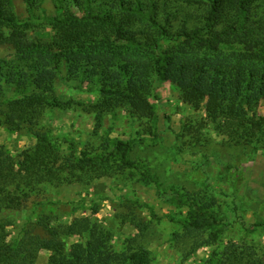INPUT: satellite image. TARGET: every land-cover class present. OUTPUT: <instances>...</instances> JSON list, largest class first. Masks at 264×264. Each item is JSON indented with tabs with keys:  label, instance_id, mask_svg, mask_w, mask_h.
<instances>
[{
	"label": "trees",
	"instance_id": "obj_1",
	"mask_svg": "<svg viewBox=\"0 0 264 264\" xmlns=\"http://www.w3.org/2000/svg\"><path fill=\"white\" fill-rule=\"evenodd\" d=\"M13 1L0 0V125L25 130L35 143L15 158L0 148V264H34L43 241L51 246L47 264H150L143 246L113 251L111 232L90 217L53 223L37 211L43 184H90L112 171L111 155L65 145L39 128L42 111L60 106L53 97L57 80H77L97 88L90 109L97 118L128 108L155 120L150 99L161 78L174 82L183 103L203 106L247 144L264 130L254 116L264 102V0H50L58 11L76 12L49 19L52 38L45 42L29 39L30 20L17 19ZM21 1L32 18L45 0ZM129 151V143L117 142L112 155L120 169L138 170ZM179 199L186 214L179 215L174 240L189 257L210 245L204 234L214 223L215 200L200 193ZM10 212L22 221L12 239L4 218ZM121 217L139 233L134 239L147 236L148 223L136 211ZM207 264L264 259L252 245L227 242Z\"/></svg>",
	"mask_w": 264,
	"mask_h": 264
},
{
	"label": "rangeland",
	"instance_id": "obj_2",
	"mask_svg": "<svg viewBox=\"0 0 264 264\" xmlns=\"http://www.w3.org/2000/svg\"><path fill=\"white\" fill-rule=\"evenodd\" d=\"M12 7L19 21L30 20L29 39L41 42L52 38L49 19L76 12L70 7L58 11L50 0L34 9L32 18L21 0H14ZM155 93L156 99H150L155 120L133 115L128 108L97 118L90 111L99 100L96 87L57 80L53 97L60 106L42 111L39 128L65 145L73 143L92 155H111L112 171L90 184H43L38 199L43 205L37 211L50 216L53 223L90 217L111 232L113 251L143 246L150 253V264H207L212 251L227 242L252 245L264 259V130L246 144L247 139L238 140L222 123L213 122L203 106L194 109L183 103L174 82L158 78ZM254 116L264 121V102ZM117 142L129 143L127 159L138 170L118 167L112 155ZM34 143L25 130L11 132L0 125V148L14 158ZM186 193L215 200L214 223L204 234L210 245L189 257L183 256L181 244L174 240L180 231L176 225L179 215L186 214L179 198ZM129 210L148 223L143 240L134 239L139 233L121 217ZM4 218L12 223L8 229L12 239L21 215L10 212ZM50 249V243L43 241L34 264H47Z\"/></svg>",
	"mask_w": 264,
	"mask_h": 264
}]
</instances>
